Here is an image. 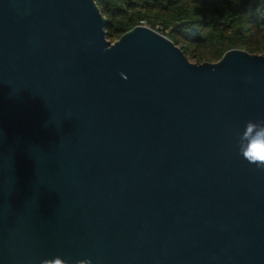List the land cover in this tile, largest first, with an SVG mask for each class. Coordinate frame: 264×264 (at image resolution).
<instances>
[{
	"label": "water",
	"instance_id": "1",
	"mask_svg": "<svg viewBox=\"0 0 264 264\" xmlns=\"http://www.w3.org/2000/svg\"><path fill=\"white\" fill-rule=\"evenodd\" d=\"M105 25L95 0H0V264H264V171L237 148L264 56L193 64Z\"/></svg>",
	"mask_w": 264,
	"mask_h": 264
},
{
	"label": "trees",
	"instance_id": "2",
	"mask_svg": "<svg viewBox=\"0 0 264 264\" xmlns=\"http://www.w3.org/2000/svg\"><path fill=\"white\" fill-rule=\"evenodd\" d=\"M110 43L146 25L189 60L216 63L230 50L264 56V0H95ZM222 23V25H221Z\"/></svg>",
	"mask_w": 264,
	"mask_h": 264
},
{
	"label": "clouds",
	"instance_id": "3",
	"mask_svg": "<svg viewBox=\"0 0 264 264\" xmlns=\"http://www.w3.org/2000/svg\"><path fill=\"white\" fill-rule=\"evenodd\" d=\"M251 79V77H249ZM238 155L242 156L249 164L264 171V121L246 122L244 131L238 140ZM39 264H70L60 256L41 258ZM74 264H93L91 259L76 260Z\"/></svg>",
	"mask_w": 264,
	"mask_h": 264
},
{
	"label": "rangeland",
	"instance_id": "4",
	"mask_svg": "<svg viewBox=\"0 0 264 264\" xmlns=\"http://www.w3.org/2000/svg\"><path fill=\"white\" fill-rule=\"evenodd\" d=\"M141 26H145V27H147V28H150L149 26H146V25H141ZM160 27L159 26H155V28H153L152 30H154V31H156L157 32V30L159 29ZM151 29V28H150ZM159 33V32H158ZM161 34V33H160ZM234 50V49H233ZM235 50H237V49H235ZM240 50V49H239ZM189 60V59H188ZM191 63H193V64H197L195 61H193V60H189Z\"/></svg>",
	"mask_w": 264,
	"mask_h": 264
}]
</instances>
